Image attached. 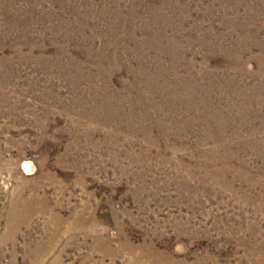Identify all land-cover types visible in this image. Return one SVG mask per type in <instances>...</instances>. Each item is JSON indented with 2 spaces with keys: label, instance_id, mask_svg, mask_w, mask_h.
<instances>
[{
  "label": "rangeland",
  "instance_id": "obj_1",
  "mask_svg": "<svg viewBox=\"0 0 264 264\" xmlns=\"http://www.w3.org/2000/svg\"><path fill=\"white\" fill-rule=\"evenodd\" d=\"M0 264H264V0H0Z\"/></svg>",
  "mask_w": 264,
  "mask_h": 264
},
{
  "label": "bare ground",
  "instance_id": "obj_2",
  "mask_svg": "<svg viewBox=\"0 0 264 264\" xmlns=\"http://www.w3.org/2000/svg\"><path fill=\"white\" fill-rule=\"evenodd\" d=\"M242 168V167H241Z\"/></svg>",
  "mask_w": 264,
  "mask_h": 264
}]
</instances>
